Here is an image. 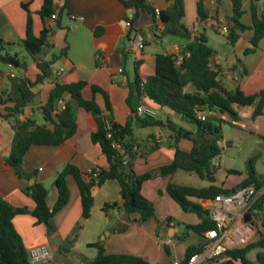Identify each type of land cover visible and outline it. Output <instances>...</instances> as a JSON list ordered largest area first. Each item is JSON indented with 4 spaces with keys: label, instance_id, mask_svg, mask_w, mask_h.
Wrapping results in <instances>:
<instances>
[{
    "label": "crops",
    "instance_id": "crops-1",
    "mask_svg": "<svg viewBox=\"0 0 264 264\" xmlns=\"http://www.w3.org/2000/svg\"><path fill=\"white\" fill-rule=\"evenodd\" d=\"M64 3L65 0H53V4L58 9ZM151 3L158 10H165L172 4L169 0H151ZM183 3L185 11L183 23L192 36L202 35L207 38V44L214 51L210 66L218 72L222 86L232 91L233 89L228 86L231 84L234 89L239 87L247 95L262 90L264 80H260V74L264 72V40L259 41V48L253 54L245 55L244 51L250 48L254 36L251 28L253 12L258 16L261 14L264 10V0H241L243 14L240 22L247 26V29L243 32L235 31L239 39L234 44H231L227 36L217 27L220 19H224L226 25L231 26L230 19L233 14L231 0H183ZM199 3L207 13V18L201 22L197 18ZM42 4L43 0H0V36L4 41L18 44L25 37L27 9L31 14L34 36H39L43 28L50 31V48L45 50L40 58L48 61L52 55L66 49L65 56L61 57L52 68L55 76L60 68H63V73L57 78L45 79L33 87L34 97L23 109V117L37 125H44L41 108L46 105L55 84L57 82L73 84L82 81L86 83L82 90L84 99L94 100L102 113H107L116 125L124 127L130 123L131 137L135 144L134 151L137 152L133 161V170L137 175L171 164L174 147L169 136L170 132L166 128L167 122L185 130L193 132L195 130L180 115L146 100L145 103L157 111V118L147 119L149 121L143 123L133 113L141 101L133 84L136 75L140 80L146 81L154 74L157 55H174L183 49L184 42L171 36L161 37L160 24L156 25L155 31H149L153 18L146 12L139 14L132 26L134 31L130 33L124 24V18L131 17L132 12L126 10L119 0H68L59 21L50 19L43 21L38 14ZM73 17H80L82 21H76ZM70 28L73 30L71 31ZM137 34H141L145 39L141 51L133 49ZM218 36H226L225 44L233 49L227 57H221L212 43V40ZM239 54H243L244 59L241 60ZM26 62V70L10 66L0 67V91H4L9 98L16 99L20 96L21 76L34 81L38 75L35 62L29 58ZM118 69H122V73L118 74L115 81L111 75L117 73ZM92 86L100 88L106 94L110 112L105 109L102 94H93ZM131 93L133 97L129 100ZM63 97L66 101L70 99L68 94ZM232 109L237 119L234 120L227 115L228 119L225 116L223 119L226 122L231 121L234 126L249 120L247 125L242 124L248 129L250 121L253 120L252 108L234 105ZM73 110L77 123L74 137L59 146H31L22 165L25 172L35 175L32 179L34 182L37 181L47 189L49 208L53 207L57 198L55 187L57 175L66 163L72 164L83 174L109 168V162L100 146L91 141V133L97 127L94 116L77 106H73ZM1 112H3L2 106H0V114ZM155 121L159 122L158 125H152ZM12 139L13 131L9 123L2 121L0 116V197L12 207L26 208L30 211L34 208V202L22 191L23 187L28 190L29 181L25 184L5 163L10 153ZM223 144L222 139L219 142L221 151ZM178 147L189 152L192 144L181 140L178 142ZM141 154L146 156L141 157ZM220 165L216 159L212 161V166H215L216 170H222ZM214 175L213 172L215 180ZM195 176L198 178L195 174L177 171L171 176L156 177L144 182L142 194L153 203L155 219L140 226L131 225L123 233L112 232L118 223L123 221L121 212L118 209H113L107 214L102 211L104 204L120 205V188L117 181H106L94 190L90 218L81 221L79 188L71 176L66 177L69 201L51 219L50 232L45 224H38L30 214L16 216L12 220V225L27 251L40 245L48 248L49 261L45 264H85L83 258L93 259L97 254L96 249L88 248L87 245L97 240L101 241L103 235L101 242L104 243L107 253L137 256L149 264H180L185 258L187 248L199 244L204 235L203 237L198 235L199 240L196 243L185 247L190 234L185 230V225H196L199 219L195 214L184 212L169 197L166 191L168 183L196 188H204L212 184L225 190L238 186L245 179L227 184L231 176L228 175L226 181L221 184L216 180L210 183L199 178L201 183H197ZM191 201L205 208L212 200L191 199ZM113 217L116 221L110 225ZM131 218H137V215ZM80 223L82 227L78 229L77 225ZM181 241H184L182 248H177L175 245ZM177 252H182L183 256H176Z\"/></svg>",
    "mask_w": 264,
    "mask_h": 264
},
{
    "label": "trees",
    "instance_id": "trees-1",
    "mask_svg": "<svg viewBox=\"0 0 264 264\" xmlns=\"http://www.w3.org/2000/svg\"><path fill=\"white\" fill-rule=\"evenodd\" d=\"M119 1L126 10L132 12L131 17L125 16L124 18V24L130 33L134 31L132 26L139 14L146 12L153 18V24L149 31H155L156 25L160 24L162 26L161 37L171 36L184 42L182 50L189 55L184 56L180 65L175 64L173 55H157L154 63V74L146 79L144 87H140L141 80L138 75L135 76L133 85L138 97L143 95L146 101L180 115L195 131L185 130L167 122L166 128L170 132L169 136L174 147L171 164L143 175H137L133 170V161L137 152L134 151L135 144L131 137L130 123L120 127L112 121L113 140L107 139L104 119H112L102 113L103 111L94 100L83 98L82 90L86 86L85 82L73 84L57 82L55 84L46 105L41 108L45 121L44 125H37L32 120L24 118L23 109L34 97L33 87L45 79L57 78L52 68L66 54V49H64L58 54L52 55L48 61L40 58L45 50L50 48V31L43 28L39 36H34L31 14L26 9L25 37L18 44H14L4 41L0 36V64L26 70L27 57L20 58L19 53H11L10 51L18 45L22 46L29 59L35 62L38 71L34 81L24 76L20 77V96L18 98H9L4 91H0V106L3 107V112L0 114L1 120L8 122L13 131L10 153L6 157L5 163L14 170L16 176L25 184L34 179L35 175L25 172L22 167L29 148L34 145L59 146L72 139L77 131L73 106H77L94 116L97 127L91 133V141L100 146L102 153L109 162V168L83 174L72 164L66 163L55 181L57 198L52 208L47 205V189L37 181L28 190L25 187L22 189L34 202V208L30 211L26 208L12 207L0 197V264H30L27 250L13 228L12 220L18 215L30 214L38 224H45L50 232L52 230L51 219L69 201L67 176L73 177L79 188L81 221L90 218L94 190L106 181H117L120 188V205L118 203L104 204L102 211L107 214L113 209H118L121 212L123 221L118 223L112 232L123 233L131 225L140 226L155 219L153 203L142 194L144 182L156 177H168L177 171H184L197 175L201 180L214 183L211 166L212 161L221 154L219 142L223 139L222 127L227 124L223 116L227 115L234 120L237 119L232 106L252 108V119L264 115V88L258 93L247 95L239 87L228 91L222 86L218 79V72L210 66V59L214 51L207 44V38L202 35L192 36L190 30L183 23L185 17L183 0H169L172 2L170 7L159 10L158 14H156L155 7L149 4L147 0ZM67 2L68 0H65L64 5L58 9L53 4V0H43L38 14L43 21L51 20L52 16L56 17L54 20L59 21V17L64 14ZM231 4L233 14L230 19L231 26L227 25L228 34L226 36L229 42L234 44L239 39V35L235 31L243 32L247 26L240 22L243 14L241 0H231ZM197 18L199 22L207 18V13L200 3L197 5ZM251 28L254 36L250 42V48L244 51L245 55L256 52L259 48V41L264 40V10L259 16L253 12ZM91 90L93 94H102L105 109L110 112L106 94L96 86H92ZM65 94H68L70 99L66 101L64 110L58 111L57 102ZM132 97L133 93H131L129 100ZM197 107H206L214 112V115L201 122L196 118ZM139 119L143 123L149 121L146 118ZM158 123L155 121L152 125H158ZM114 140L122 143V151L113 148L112 142ZM181 140L189 141L192 144L189 152L178 147V142ZM125 156L127 157L126 163H124ZM145 156V154H141V157ZM227 173L228 175L241 176L240 172L234 170H228ZM249 185H254L257 189L264 188V182L258 179L253 168H250L247 177L232 189L224 190L212 184L208 187L196 188L169 182L166 191L184 212L195 214L199 219V223L196 225H185L187 233L192 232L203 237L204 233L212 229L214 224L209 218L208 210L192 202L191 199L213 200L218 195H229ZM263 205L264 193L245 214L244 221H252V217L257 215V211L263 210ZM133 215H137V218H131ZM81 227L82 223L77 225L78 229ZM205 244L206 242L202 240L199 244L187 248L185 258L180 264H187L193 254L201 253ZM87 247L96 249L97 254L93 259L83 258L85 264H149L137 256L107 253L104 243L100 240L88 244ZM253 251H256V254L254 259H251L249 254ZM203 264H264V232L262 237L255 242L242 247L226 249L218 257L206 260Z\"/></svg>",
    "mask_w": 264,
    "mask_h": 264
},
{
    "label": "built area",
    "instance_id": "built-area-1",
    "mask_svg": "<svg viewBox=\"0 0 264 264\" xmlns=\"http://www.w3.org/2000/svg\"><path fill=\"white\" fill-rule=\"evenodd\" d=\"M152 5L151 0H147ZM156 14L159 10L155 8ZM56 17L52 16L51 20ZM76 21H82L80 17H73ZM217 27L224 35L228 34L226 21L220 19L217 22ZM72 31L73 28H70ZM162 31V30H161ZM145 39L141 34H137L133 42V49L141 51L144 48ZM181 49L178 53L173 55L176 65H180L184 56H188ZM63 68L56 72V77L63 73ZM122 73V69H118L117 73L111 75L112 79L116 81L118 74ZM145 80L140 81V87L143 88ZM140 100L134 111V116L137 118L155 119L157 118V111L145 103V97L140 96ZM66 105L65 98H61L57 102L58 111L64 110ZM108 116V114H104ZM214 115V112L208 110L206 107L196 108V118L203 122L209 116ZM105 130L107 131V139L113 140L112 134V120L104 119ZM114 149L118 151L123 150V145L120 141L114 140L112 142ZM126 163V156L124 157ZM264 193V188L257 189L254 185H249L238 189L236 192L229 195H218L205 208L208 210L209 218L213 222V228L204 233L203 240L206 242L205 247L201 253L193 254L187 264H200L206 260L214 259L221 255L226 249L235 248L246 240L252 231V227L244 221L245 214L251 209L254 202ZM219 205V206H216ZM28 258L30 264H45L49 261V250L46 246L40 245L30 248L28 251Z\"/></svg>",
    "mask_w": 264,
    "mask_h": 264
},
{
    "label": "rangeland",
    "instance_id": "rangeland-1",
    "mask_svg": "<svg viewBox=\"0 0 264 264\" xmlns=\"http://www.w3.org/2000/svg\"><path fill=\"white\" fill-rule=\"evenodd\" d=\"M225 42L226 36H218L212 40L213 45L221 57H227L233 50L232 47L230 45H226ZM10 51L11 53H19L20 58H22L23 55L29 58L22 46H16ZM238 57L241 60L244 59L243 54H239ZM3 66L5 65L0 64V67ZM260 80H264L263 71L260 74ZM228 86L234 90L231 84H228ZM247 113H249V111H247ZM248 122L249 120H247L246 123L242 122L241 124L234 126L231 124V121H229L222 127L224 140L223 150L221 151L220 156L216 158V162L221 164L220 167L222 170L213 171L215 174V180L219 184L226 181L228 170H234L241 173V176H229L227 184H233L246 178L250 168H253L257 173L258 179L264 182V115L255 117L252 121H250L248 129H246L245 125L242 124L245 123L247 125ZM195 178L197 183H201L196 176ZM262 207H264V205ZM111 220L110 225H113L116 220L114 217L111 218ZM246 223H248L253 229L246 240H244L245 242L234 247H242L248 243L255 242L262 237L264 232V208L263 210L257 211V215L252 217V221ZM103 237L104 235L101 236V241L103 240ZM187 238L188 240L185 242L186 248L199 240V236L192 232H190ZM183 242L184 241L178 242L175 246L177 248H182ZM255 254L256 251H253L249 254V257L254 259ZM177 255L178 257H181L183 256V253L177 252L176 256Z\"/></svg>",
    "mask_w": 264,
    "mask_h": 264
},
{
    "label": "water",
    "instance_id": "water-1",
    "mask_svg": "<svg viewBox=\"0 0 264 264\" xmlns=\"http://www.w3.org/2000/svg\"><path fill=\"white\" fill-rule=\"evenodd\" d=\"M214 170H216L215 166H211V171L213 172ZM34 183V181L31 179L29 180V183H28V186H27V189H29L30 186H32ZM216 206H219V205H216Z\"/></svg>",
    "mask_w": 264,
    "mask_h": 264
}]
</instances>
